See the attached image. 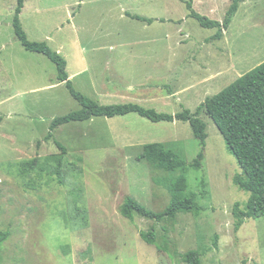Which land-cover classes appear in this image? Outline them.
<instances>
[{
	"label": "rangeland",
	"instance_id": "obj_1",
	"mask_svg": "<svg viewBox=\"0 0 264 264\" xmlns=\"http://www.w3.org/2000/svg\"><path fill=\"white\" fill-rule=\"evenodd\" d=\"M188 2L26 0L21 24L30 42L46 43L65 58L70 74L87 71L74 86L100 105L194 114L264 63V0L242 4L221 40L190 17ZM231 3L194 0L193 8L222 23ZM16 6L17 0H0V68L10 85L0 93L6 95L0 98V230L11 233L0 264H187L193 251L202 264H264V216L245 218L236 230L235 206L245 210L250 194L235 184L242 170L207 114L200 117L208 134L202 169L188 167L183 194H195L199 215L129 221L120 213L127 198L154 213L168 207L171 195L155 180L170 175L139 156L145 145L164 144L191 165L203 146L187 122L153 123L137 114L94 118L61 126L44 141L55 118L81 107L65 84L30 93L49 85L57 69L17 39ZM130 15L157 20L150 25ZM100 78L105 99L91 91ZM54 157L64 159L63 184L33 173L23 179L10 166ZM151 230L155 245L141 237Z\"/></svg>",
	"mask_w": 264,
	"mask_h": 264
},
{
	"label": "trees",
	"instance_id": "obj_2",
	"mask_svg": "<svg viewBox=\"0 0 264 264\" xmlns=\"http://www.w3.org/2000/svg\"><path fill=\"white\" fill-rule=\"evenodd\" d=\"M246 1L232 0L222 23L197 14L193 8L194 0H189L187 9L190 11V17L197 20L201 27L217 30L216 35L213 37L214 40H221L223 33L231 27L240 6ZM24 8L25 0H17L13 22L17 39L25 50L46 56L56 66L57 81L66 84L70 95L81 107L78 111L55 118L51 123L49 134L44 139L45 142H50L54 138V132L59 127L73 122H87L94 118L114 119L137 114L153 123L187 122L192 128L195 138L203 146V151L190 165L179 154L167 148L164 144L145 145L139 159L145 160L155 169L162 170L170 175L167 179H157L155 182L168 190L171 200L164 212L154 213L133 198H127L120 210L125 219L134 221L135 216L138 215L161 221L165 217L175 218L182 212H194L196 215L202 212L203 208L195 202V194L183 196L188 190V167L191 166L197 170L202 169L208 139L206 125L200 119L202 113L207 114L212 119L224 138L228 151L236 157L239 163L243 175L235 179V184L241 190L250 194L245 210H240L238 204L235 206V217H239L236 230L241 229L245 218L256 220L264 216V63L236 80L219 94L207 99L194 114L185 110L176 115H168L135 104L100 105L76 90L67 71V61L61 54L53 51L46 43L29 41L21 24V15ZM130 17L149 24L153 22L138 16L130 15ZM55 145L63 155L67 154V148L63 144L56 141ZM10 166L17 168L19 176L23 179L33 173L40 178L44 176L57 177L59 183L63 184V157L36 158ZM239 213L240 215H238ZM10 236V231L0 230V249L9 240ZM141 237L148 245H155L154 230L141 233ZM184 261L187 264H202L200 254L194 251L187 253Z\"/></svg>",
	"mask_w": 264,
	"mask_h": 264
},
{
	"label": "crops",
	"instance_id": "obj_3",
	"mask_svg": "<svg viewBox=\"0 0 264 264\" xmlns=\"http://www.w3.org/2000/svg\"><path fill=\"white\" fill-rule=\"evenodd\" d=\"M25 4H26V0H25ZM25 8H26V6H25ZM24 8V9H25ZM24 11V10H23ZM23 13V12H22ZM150 20H154V19H150ZM157 20V19H156ZM156 20H154V21H156ZM153 21V22H154ZM153 22H152V24H153ZM143 23H146V22H143ZM147 24V23H146ZM152 24H150V25H152ZM149 25V24H148ZM27 51V50H26ZM29 52V51H28ZM31 53H33V52H31ZM59 53V52H58ZM35 54H39V53H35ZM60 54V53H59ZM40 55H42V54H40ZM44 56V55H43ZM46 57V56H45ZM48 59V58H47ZM49 60V59H48ZM50 61V60H49ZM3 65H4V63L3 62H1L0 63V66L3 68ZM67 67H68V65H67ZM4 69V68H3ZM57 69V68H56ZM68 71V70H67ZM86 70H78L76 73H74V74H70L69 72H68V74H69V77H70V80L73 82L74 80H76V79H78V78H81V77H83L84 75H86ZM4 74H5V71L4 70H2L1 68H0V93H6V92H8L9 93V89H10V85L9 84H7V80H4V77H2V75L4 76ZM57 75H58V73H57ZM102 78H100V79H98V82L97 83H100V84H98L97 86H96V88L95 87H91L92 88V90L91 91H94V97L95 98H100V99H105V98H107L109 95V93L108 92H103V93H105V94H103V93H101V91H99V89H101V87L102 86H100L101 85V80ZM106 83H108V84H106V87H107V89H108V86H109V83H111L109 80H107V82ZM61 84H65V83H60L59 81H57V76L55 77V78H53L52 80H51V83L49 84V85H46V84H44L43 86L41 85V86H37V87H34L33 89H31L30 90V93H34V94H36V93H40V92H42V93H44V92H47V91H50V89H54V88H56V87H58V86H60ZM66 85V84H65ZM111 87V86H110ZM130 90H133V89H131L130 88ZM2 96H6V95H2ZM1 95H0V98H3ZM6 98H8V99H11V96H7ZM138 98H140V97H138ZM2 104V103H1ZM0 104V105H1ZM129 116V115H128Z\"/></svg>",
	"mask_w": 264,
	"mask_h": 264
}]
</instances>
